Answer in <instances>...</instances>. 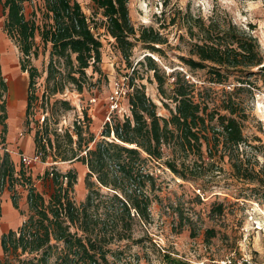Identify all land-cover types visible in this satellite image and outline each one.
Returning a JSON list of instances; mask_svg holds the SVG:
<instances>
[{"label": "trees", "instance_id": "trees-1", "mask_svg": "<svg viewBox=\"0 0 264 264\" xmlns=\"http://www.w3.org/2000/svg\"><path fill=\"white\" fill-rule=\"evenodd\" d=\"M27 1L30 0H0L6 14L4 28L22 52L21 69L28 72L24 124L33 132L35 154L42 161H81L88 167V191L85 199L77 203L73 196L76 171L63 172L52 165L43 175L53 186L46 199L26 168L20 169V177L15 176V167L6 152L0 165L3 184L8 182L11 190L17 180H22L28 188V217L0 239L5 255H14L13 264H118L109 258L111 244L132 239L136 221L151 219V192L156 189L152 162L166 165L183 179L198 180L215 157L223 159L227 154L238 176L253 179L249 169L243 173L239 157L241 143L247 138L244 113L237 99L243 84H253L251 75L264 74V55L250 31L232 23L222 26L213 19L205 23L201 17L187 14L188 31L192 38L198 34L199 39L192 41L189 55H180V59L191 70L206 69L211 82L225 83L234 77L240 85L232 91L225 90L221 102L211 108L208 102L196 98L195 83L190 81L187 71H173L170 76L174 79L169 83L156 60L146 54L145 61L138 63L146 62L154 71L170 117L158 113V105L147 95L145 85L134 83L131 75L132 90L127 95L130 114L124 118L114 114L112 121L106 122L103 137L97 140L90 130L87 112L84 119L76 118L72 126L60 127L61 112L70 109L71 104L56 94L63 93L68 84L79 91L87 83L94 84L87 70L92 67L93 71L102 72L101 37L78 0H43L40 21L27 17ZM93 2L101 10L106 31L115 39L129 66L137 42L152 52L160 51L157 44L167 42L153 26L136 29L129 0ZM47 50L49 61L41 70L32 58ZM255 67L258 71H254ZM43 76L40 94L38 84ZM0 85L5 91L1 61ZM169 99L175 102V108L170 107ZM4 128L7 130V125ZM166 150H170V156ZM12 200L19 208L15 192ZM208 232L214 234L213 229ZM165 256L177 263L171 255ZM10 260L7 259L8 263Z\"/></svg>", "mask_w": 264, "mask_h": 264}, {"label": "rangeland", "instance_id": "rangeland-1", "mask_svg": "<svg viewBox=\"0 0 264 264\" xmlns=\"http://www.w3.org/2000/svg\"><path fill=\"white\" fill-rule=\"evenodd\" d=\"M78 1L103 41L102 72H95L90 67L87 71L92 75L94 84H85L82 91L68 84L63 93L56 94L57 98L67 99L71 104L70 109L61 112L59 125L72 126L76 118L84 119V112H87L91 120L90 130L97 140L103 137L110 97L116 83L120 82L127 88L131 75L134 83L145 85L147 95L158 105V113L170 117L171 112L164 105L154 71L148 68L146 62L138 63L139 60L145 61L146 54L156 60L161 72L169 77V83L174 79L170 76L173 71H187L190 81L195 83L196 98L208 102L211 108L221 102L225 90L232 91L235 85H240L234 77L225 83L211 82L206 69L191 70L180 59V55H189L192 41L199 39L198 34L192 38L188 31L187 14L201 17L205 23L213 19L222 26L232 23L250 31L257 37L264 55V0H129L130 17L136 29L153 26L168 39L163 44H157L160 51L155 52L142 42H137L130 58L132 66H129L115 39L107 33L106 20L93 0ZM42 7L43 0L27 1L25 13L28 18L40 21L43 17ZM5 19V10L0 3V59L6 83L5 91L0 85V135L5 148L0 151V165L5 153H9L15 176L20 177V169L26 168L27 175H32L36 187L46 199L53 191L50 180L43 178L46 169L52 165L63 172L74 169L77 183L73 196L80 203L88 191V167L81 161H52L51 158L42 161L32 147L33 132L24 124L25 104L21 107V100L26 98L28 92V72L21 69L22 52L7 34ZM194 29L197 31V26ZM48 61V50L32 58V63L41 70ZM254 71H258L257 67ZM250 79L253 84H243L244 89L237 93V99L244 113L243 128L247 138L246 142L241 143L239 157L245 169L243 173L252 171L253 179L238 176L227 154L223 159L215 157L209 168L205 166L207 169L203 171L206 173L198 180L183 179L164 164L150 163L156 176V189L151 192V219L136 221L132 239L111 244V261L118 264H200L204 261L210 264L235 252L251 254L260 264H264V74L258 72ZM43 84L44 76L38 84L40 94ZM167 87L170 92L171 86ZM167 102L175 108L174 101L169 99ZM123 105H128L127 97L123 99ZM4 125H7V130ZM21 154L31 159L37 158L25 164ZM166 154L170 156V150H166ZM206 160L210 159L206 157ZM12 192L18 197L19 208L13 207L10 202L11 215L7 212L6 201ZM27 195L28 188L22 184V180H17L14 189L10 190L8 182L3 184L0 179V239L10 229H17L28 217ZM220 206L222 211L219 210ZM208 229H213L214 234H210ZM165 254L174 257L177 263H172ZM7 259L12 260L8 263ZM0 260L3 264L16 263L14 255L7 257L1 245Z\"/></svg>", "mask_w": 264, "mask_h": 264}, {"label": "built area", "instance_id": "built-area-1", "mask_svg": "<svg viewBox=\"0 0 264 264\" xmlns=\"http://www.w3.org/2000/svg\"><path fill=\"white\" fill-rule=\"evenodd\" d=\"M128 79V77H126ZM132 88L127 86V88L124 87V85H121L120 82L116 83L115 90L111 94V104H110V110L107 116L106 122H111L112 117L114 114H118L121 118H124L130 114V106H124L123 105V99L127 97V95L131 92ZM5 149L3 145L1 144V138H0V151ZM21 158L24 161L25 164H29L32 159L26 154H21ZM200 264H205L204 261H202ZM210 264H260L251 254L248 253H242V254H236L235 252L230 253L229 255L223 257L219 260H214Z\"/></svg>", "mask_w": 264, "mask_h": 264}, {"label": "crops", "instance_id": "crops-1", "mask_svg": "<svg viewBox=\"0 0 264 264\" xmlns=\"http://www.w3.org/2000/svg\"><path fill=\"white\" fill-rule=\"evenodd\" d=\"M0 61H1V59H0ZM1 65H2V63H1ZM26 103H27V96H26V98L25 99H23V100H21V104H22V108H23V105L25 104V109H26ZM20 107V108H21ZM25 120V119H24ZM0 138H1V135H0ZM1 141H2V139H1ZM33 144H34V141H33ZM32 144V147H34L35 148V146ZM3 151V150H2ZM12 203L13 204V200H12V194H11V197L9 196V200L8 201H6V203L8 204V209H7V212H9V213H11V215H12V211L10 210V204L9 203ZM13 207H15L14 206V204H13ZM12 210L14 211V209L12 208ZM15 213V212H14ZM8 217V216H7ZM9 218V217H8Z\"/></svg>", "mask_w": 264, "mask_h": 264}, {"label": "bare ground", "instance_id": "bare-ground-1", "mask_svg": "<svg viewBox=\"0 0 264 264\" xmlns=\"http://www.w3.org/2000/svg\"><path fill=\"white\" fill-rule=\"evenodd\" d=\"M8 214H9V212H8ZM11 217V216H10Z\"/></svg>", "mask_w": 264, "mask_h": 264}]
</instances>
